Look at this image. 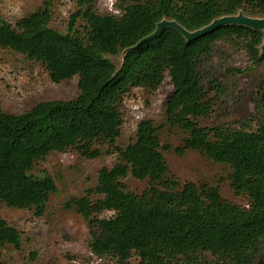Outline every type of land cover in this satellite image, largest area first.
I'll return each mask as SVG.
<instances>
[{"label":"trees","instance_id":"16d2710c","mask_svg":"<svg viewBox=\"0 0 264 264\" xmlns=\"http://www.w3.org/2000/svg\"><path fill=\"white\" fill-rule=\"evenodd\" d=\"M52 1L44 0L14 25L0 17V48L41 64L53 83L77 77L79 93L19 114L0 111V205L42 216L56 184L33 170L53 152L73 150L87 159L116 154L112 167L99 169L94 187L65 204L84 219L93 255L124 263L135 254V264H264V82L252 99L256 128L243 121L199 123L225 93L224 84L204 71L215 45L236 39L259 66L263 33L231 25L186 42L167 28L128 51L122 64L115 60L163 18L193 31L238 11L264 17V0H123L117 14H101L94 0H78L64 31L50 27ZM166 73L172 91L165 100V124L181 134L173 153L195 151L228 167L229 187L246 206L223 199L217 185L181 184L169 175L163 153L172 151L151 120L137 123L134 142L115 145L125 96L133 88L154 92ZM128 176L147 181V187L128 191L122 182ZM104 212L112 215L101 217ZM4 244L19 249L20 233L0 217Z\"/></svg>","mask_w":264,"mask_h":264},{"label":"rangeland","instance_id":"374dc122","mask_svg":"<svg viewBox=\"0 0 264 264\" xmlns=\"http://www.w3.org/2000/svg\"><path fill=\"white\" fill-rule=\"evenodd\" d=\"M44 0H0V17L12 25L42 6ZM123 0H94V8L101 14H117V5ZM50 27L64 31L69 17L78 8V0H53L51 4ZM116 61L120 60L115 58ZM204 71L214 74L225 86V93L217 97L214 112L208 118H200L202 127L217 124L237 126L245 122L250 129L257 126L254 116L253 95L259 82H264V63L254 65L244 44L236 39L215 45ZM78 78L53 83L46 69L8 49L0 48V111L19 114L35 104L48 100H70L79 91ZM172 91L170 78L166 73L161 86L154 92L133 88L125 96L121 108L123 124L115 145L125 148L135 141L136 126L142 119L151 120L160 126L162 143L171 148L163 153L169 175L184 182L205 181L217 185L223 199L239 206H246V199L235 195L226 180L228 167L214 163L195 151L178 156L173 149L180 145L181 134L165 124V100ZM116 154L87 159L77 152H53L35 164L33 174L48 175L56 184L45 212L38 217L32 210L9 208L0 205V217L20 233V248L12 245L0 246V264H135V254L121 263L115 258H98L89 249L88 228L84 219L66 208L68 200L81 197L96 184L97 172L102 167H112ZM125 188L140 193L147 187V181L128 176L122 180ZM104 212L101 217H110ZM204 257L214 258L206 253Z\"/></svg>","mask_w":264,"mask_h":264},{"label":"water","instance_id":"95a60500","mask_svg":"<svg viewBox=\"0 0 264 264\" xmlns=\"http://www.w3.org/2000/svg\"><path fill=\"white\" fill-rule=\"evenodd\" d=\"M231 25L245 26L252 30L261 31L263 33V40L260 46V50L261 52L264 51V17H249L244 15L242 11H238V13L235 15L214 18L209 24L193 31L184 29L174 20L163 18L156 23L152 33L139 40L134 46L123 50L120 57V63H123L125 55L128 51L140 47L143 43L157 39L167 28L177 31L185 39L186 42H191L200 37L208 35L221 27Z\"/></svg>","mask_w":264,"mask_h":264}]
</instances>
